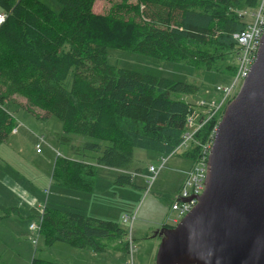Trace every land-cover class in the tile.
<instances>
[{
    "label": "trees",
    "instance_id": "1",
    "mask_svg": "<svg viewBox=\"0 0 264 264\" xmlns=\"http://www.w3.org/2000/svg\"><path fill=\"white\" fill-rule=\"evenodd\" d=\"M97 1L56 0L57 11L43 0H0L7 16L0 25V144L17 126L7 107L15 95L26 98L27 110L41 120L58 118L63 131L53 132L52 142L70 148L58 151L51 184L79 194H95L98 172L108 168L119 172L115 184H133L130 172L138 167L140 150L176 154L193 107L178 96L200 91L194 83L112 65L109 49L219 73L226 69L219 71L226 55L228 75L234 76L240 49L235 35L252 22L261 2L118 0L102 14L94 11ZM222 113L198 132L200 145L193 143L184 158L195 164ZM38 148L40 153L41 143ZM39 221L40 230H31L43 236L46 247L65 243L101 254H126L130 247L129 230L113 220L53 205ZM57 263L37 255L31 261Z\"/></svg>",
    "mask_w": 264,
    "mask_h": 264
},
{
    "label": "rangeland",
    "instance_id": "2",
    "mask_svg": "<svg viewBox=\"0 0 264 264\" xmlns=\"http://www.w3.org/2000/svg\"><path fill=\"white\" fill-rule=\"evenodd\" d=\"M43 1L51 8L60 10L56 0ZM116 1L118 0H98L94 11L108 13ZM228 57L225 55L220 61L219 71L226 68L224 73L205 72L204 69H195L183 62L158 60L121 49H109L108 60L110 64L121 68L197 84L200 87L197 96H178L197 108L202 99H208L209 105L214 103L215 107L218 106L222 93L218 92L217 88L227 87L237 80L236 77L228 75L231 72ZM24 99L19 97L17 102L27 107ZM201 110L203 108H200ZM204 111L206 112L205 108ZM22 113H25L27 123ZM15 118L16 128L22 126L19 133L14 136L16 130H13L9 139L0 144V163L5 166L8 176L6 183L0 188V240L5 243V247L0 246V264H31L35 255L54 262L59 261L57 264H126L130 260L131 264H156L161 238L155 237L154 234L162 229L163 225L172 226L173 222L170 219L177 216L172 210V201L179 196L182 187V183L179 184L177 179L179 175L177 170L184 166L191 169L193 166V161L183 156L186 149L181 148L176 154L166 157L156 152L136 151V160L140 156V161L136 170L130 172L133 174V184L125 186L115 184L119 172L108 168L100 170V175L98 172L96 179V189L100 188L98 195L71 192L77 197L69 193L62 194L70 196L64 198L56 195L59 186L48 182L47 176H41L40 181L38 180L39 172H48L53 166L49 162V166L46 167L45 161L51 157L54 162L59 150L65 151L70 148L65 143L51 142L52 139L49 138L50 133L63 131L61 121L53 116L48 120H41L40 115L37 116L18 105L15 108ZM43 136L46 142H51L52 145L55 143L56 149L51 151L45 141H40L39 138ZM74 136L75 139H81V136ZM85 139L92 141L89 138ZM38 143H41L42 153L36 152ZM199 156L197 155L195 160L196 164ZM164 159H167V162L159 170ZM151 165L159 170L152 185L148 182V177L153 175L149 169ZM139 168H142L141 172L137 171ZM44 183L46 185H42ZM44 188H47L46 193ZM6 200L13 203L5 207ZM53 205H60L63 209L87 216L113 220L125 226L129 230L128 252L101 254L88 249H75L65 243L46 247L43 236L36 237V232L30 229V225L37 224L44 208ZM125 216L135 218L133 224L131 221L125 223L123 221ZM36 240L37 245L34 244Z\"/></svg>",
    "mask_w": 264,
    "mask_h": 264
},
{
    "label": "water",
    "instance_id": "3",
    "mask_svg": "<svg viewBox=\"0 0 264 264\" xmlns=\"http://www.w3.org/2000/svg\"><path fill=\"white\" fill-rule=\"evenodd\" d=\"M197 199L176 226L155 232L156 264H264V34L218 125Z\"/></svg>",
    "mask_w": 264,
    "mask_h": 264
},
{
    "label": "built area",
    "instance_id": "4",
    "mask_svg": "<svg viewBox=\"0 0 264 264\" xmlns=\"http://www.w3.org/2000/svg\"><path fill=\"white\" fill-rule=\"evenodd\" d=\"M252 16V22L247 28L235 35L240 47L235 58L237 70L233 76L236 77L237 80L233 81L231 85L227 87L219 86L217 88V91L222 93L218 106L215 107L214 103L209 105L210 101H208V99H202L197 108L194 106L191 107L192 111L188 118L187 129L183 135V141L179 149L185 148L186 150H189L193 146V143L200 145V142L196 139L198 132L208 121L215 116H218L222 111L223 113L221 118H219V122L216 124L210 139L205 144L201 145L198 164H193L191 169L185 171L186 180L183 182L179 196L172 203V210L177 213L176 217L170 219L173 222L172 226H176L183 217L193 210L198 203L197 197L204 192L208 155L213 145L218 125L223 117L226 106L241 90L244 81L248 77L257 58L261 38L264 34V0H261L257 11L253 13ZM6 18L7 16L0 11V25L5 22ZM200 108H203V110L200 111ZM204 108L206 109V112L204 111ZM37 151L39 152L40 149L38 148ZM165 162L166 160L164 159L159 170L165 166ZM149 169L153 175L148 177V182L152 185L159 170L153 165H151ZM134 219L135 218L130 219L129 217H125L123 221H131L133 224ZM40 228V221L37 224L32 223L30 225V229L35 231L40 230ZM130 261L127 264H131Z\"/></svg>",
    "mask_w": 264,
    "mask_h": 264
},
{
    "label": "crops",
    "instance_id": "5",
    "mask_svg": "<svg viewBox=\"0 0 264 264\" xmlns=\"http://www.w3.org/2000/svg\"><path fill=\"white\" fill-rule=\"evenodd\" d=\"M19 97L20 98H23V97H21V96H17V95H15L14 97H13V100L12 101H10L9 103H8V105H7V107H8V109H9V111H11L12 113H14V115H15V108L17 107V105L19 106V107H23V108H25V109H28L27 107H25V105L24 104H22V103H18L17 102V99H19ZM24 99V98H23ZM25 100V102H26V104H27V100L26 99H24ZM15 103H16V105H15ZM16 115H18V111L16 112ZM22 117H23V119H24V121L27 123V121L25 120V113H22ZM39 126H42V125H40L39 124ZM22 127V126H21ZM21 127H19V128H16V129H14V130H16V134L14 135V136H16L18 133H19V129L21 128ZM52 136H53V134H51L50 133V135H49V138H50V140L52 139ZM52 142V141H51ZM52 147H54V146H52ZM51 151H53V149H51V148H49ZM37 152V151H36ZM37 153H39V152H37ZM40 153H42V152H40ZM46 163V167H48L49 166V162H50V164L51 165H54V162H55V160H54V162L52 161V158L50 157L47 161H45ZM166 162H167V159H166ZM185 169V170H184ZM5 166L3 165V163H0V188H2V184L3 183H6V179L8 178V176L6 175V172H5ZM186 170H188L187 169V166H184V167H180V168H178V170H177V173L179 174V175H177V179L179 180V184L180 183H182V185H183V182H185V180H186V178H185V171ZM52 171H53V166H52V168H50V170L48 171V172H39L38 174H39V176H38V180L40 181V178H41V176H47V178H48V182L50 181V183H51V176H52ZM42 185H46V183H44V184H42ZM99 190H100V188L98 187V189H96V193H95V195H98L99 193ZM102 190V189H101ZM46 191H47V188H44V192L46 193ZM57 193H62V194H71L72 195V193H71V191L69 192V191H66L64 188H61V187H58L57 188ZM72 196H74V197H77V196H75V195H72ZM11 203H13L12 201H7L6 200V204H5V207H8V205H10ZM15 209L17 210L18 208L17 207H15ZM0 212H1V207H0ZM1 214V213H0ZM1 234V233H0ZM0 246H2V247H5V243L4 242H2L1 240H0ZM53 247V246H52Z\"/></svg>",
    "mask_w": 264,
    "mask_h": 264
},
{
    "label": "clouds",
    "instance_id": "6",
    "mask_svg": "<svg viewBox=\"0 0 264 264\" xmlns=\"http://www.w3.org/2000/svg\"><path fill=\"white\" fill-rule=\"evenodd\" d=\"M235 97H236V96H235ZM233 99H234V98H233ZM229 103H230V102H229ZM229 103H228V104H229ZM226 107H227V106H226ZM224 112H225V111H224ZM162 227H167V225H163Z\"/></svg>",
    "mask_w": 264,
    "mask_h": 264
},
{
    "label": "flooded vegetation",
    "instance_id": "7",
    "mask_svg": "<svg viewBox=\"0 0 264 264\" xmlns=\"http://www.w3.org/2000/svg\"><path fill=\"white\" fill-rule=\"evenodd\" d=\"M167 227H168V228H171L172 226H170V225H167Z\"/></svg>",
    "mask_w": 264,
    "mask_h": 264
}]
</instances>
